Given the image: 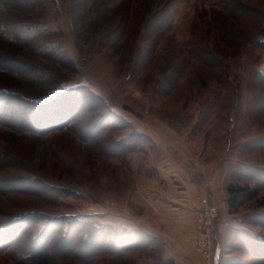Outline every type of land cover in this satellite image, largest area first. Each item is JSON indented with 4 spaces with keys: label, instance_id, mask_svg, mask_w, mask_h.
Instances as JSON below:
<instances>
[{
    "label": "rangeland",
    "instance_id": "rangeland-1",
    "mask_svg": "<svg viewBox=\"0 0 264 264\" xmlns=\"http://www.w3.org/2000/svg\"><path fill=\"white\" fill-rule=\"evenodd\" d=\"M262 17L264 0H0V264H261L231 228L264 239V179L234 173L264 171L253 146L264 85L252 79L264 69ZM79 86L97 96L91 113L37 104ZM67 117L46 133L21 128ZM244 183L229 213L227 187ZM40 214L66 215L71 233L79 221L145 231L152 245L28 259L12 228ZM217 243L226 261L214 260Z\"/></svg>",
    "mask_w": 264,
    "mask_h": 264
},
{
    "label": "trees",
    "instance_id": "trees-1",
    "mask_svg": "<svg viewBox=\"0 0 264 264\" xmlns=\"http://www.w3.org/2000/svg\"><path fill=\"white\" fill-rule=\"evenodd\" d=\"M264 21V18H260L259 22ZM18 70L24 72L26 69ZM28 70V69H27ZM31 72V71H30ZM30 72L27 73V78L30 77ZM21 74V73H20ZM22 74V75H23ZM252 78L255 82L264 85V69H262L260 72H257ZM263 83V84H262ZM45 101L38 102V105L44 104V102H47L48 104L50 101H55V105L59 103L62 105L59 107V109L64 110L65 113H67V109H72L73 111L76 109L79 112L82 111L83 113H89L90 111H94L97 108L96 102H97V96L95 93L90 90L86 89L84 87H75V88H63L61 90H55L50 93V97L45 96L43 98ZM22 103L26 102L29 103V101H23V99L19 98L16 100V104L18 105L19 102ZM31 102V101H30ZM263 103V104H262ZM260 102V108L264 107V102ZM263 105V106H262ZM25 106V104H24ZM33 106V104L31 105ZM68 110V113H69ZM108 110V109H107ZM90 112V113H91ZM22 116V120H24L26 117L24 116V113H20ZM36 115V113H35ZM68 117L64 120H62L61 123H57L56 125L49 127L50 125H44L40 128H37L35 126H30L29 124L21 125V128L27 129L30 132L34 133H46L49 132L52 128H61L63 126H66L68 123H65L67 121ZM93 120V119H92ZM28 121V120H27ZM89 124L88 126H90ZM253 143H256V145L260 148H264V139L262 138H256L254 139ZM237 169V170H236ZM235 169V177H244V175L248 178H252V181L254 179H264V171L261 169H258L257 167L252 166H237ZM245 170V171H244ZM247 173H241V171ZM264 181V180H263ZM248 183H244L243 185H237L236 187H233L232 185L227 187V191L229 192L228 195V212L233 213L236 212L240 204L243 200H245V193L248 192L250 188H247ZM18 184L15 186V188H21ZM24 220L20 223L15 224L14 229L12 228V231L15 232V237L13 238L15 243V247H19V252L25 254L24 256L28 259L36 260V259H44V260H52L55 257H61L63 255H70L74 254L76 252V257L80 260L88 259L91 257L94 252L96 251L95 248H98L97 250H101L103 245H107L105 250L112 252V251H118V254L125 252L127 249L134 248V247H146L152 245V239L151 235L149 233L143 231L140 233H137V231H133L131 229H123V228H95L93 226L88 225L87 223H81L78 222L80 225L77 230H73L71 233L70 227H64V222L68 223L69 218L66 215H58V216H47L44 214H40L38 216L33 217H23ZM27 218V219H26ZM44 221L45 225L43 228H38V230H34L35 224L37 221ZM83 231L84 235L81 237L80 241H82V244L85 243L87 246L80 247L76 242V237L79 234V232ZM232 231V238L237 239L240 245V249L242 251H245L251 255L255 261L260 262L261 264H264V239L255 233H252L251 231H247L245 229H239V228H231ZM25 233L26 236L29 235V239L25 244L22 246H19V243L21 242V238L23 234ZM45 235V236H44ZM112 236V238H111ZM65 237V238H64ZM11 240V242L13 241ZM62 241H68L70 243L69 246L63 247L59 250L55 246ZM98 242V244L95 246V244ZM107 242V243H106ZM112 242V243H111ZM18 244V245H17ZM113 244V245H112ZM94 245V247H92ZM91 246V247H89ZM246 248V249H245ZM220 247L217 243V245H214V260L218 262H223L226 260H222L219 258V252ZM24 257V258H25ZM51 259H46V258ZM164 264V263H161Z\"/></svg>",
    "mask_w": 264,
    "mask_h": 264
},
{
    "label": "built area",
    "instance_id": "built-area-1",
    "mask_svg": "<svg viewBox=\"0 0 264 264\" xmlns=\"http://www.w3.org/2000/svg\"><path fill=\"white\" fill-rule=\"evenodd\" d=\"M206 230H209L207 227ZM198 250L203 253V256L206 257L208 260L212 255V241L206 239V235H202L201 233L198 234L196 239Z\"/></svg>",
    "mask_w": 264,
    "mask_h": 264
},
{
    "label": "crops",
    "instance_id": "crops-1",
    "mask_svg": "<svg viewBox=\"0 0 264 264\" xmlns=\"http://www.w3.org/2000/svg\"><path fill=\"white\" fill-rule=\"evenodd\" d=\"M221 204H225L224 203V201L221 203ZM223 209H224V207H223ZM225 210V209H224ZM187 212H190V210L189 211H187ZM186 218H184V221H183V223H182V226H184V227H188V222L189 221H191V218L188 216V214L186 213ZM183 238H189V236H185L184 234H183V236H182Z\"/></svg>",
    "mask_w": 264,
    "mask_h": 264
}]
</instances>
